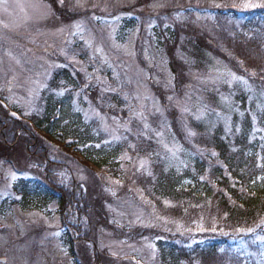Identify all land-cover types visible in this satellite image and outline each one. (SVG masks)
<instances>
[{
    "label": "rangeland",
    "instance_id": "374dc122",
    "mask_svg": "<svg viewBox=\"0 0 264 264\" xmlns=\"http://www.w3.org/2000/svg\"><path fill=\"white\" fill-rule=\"evenodd\" d=\"M58 1L60 4L64 1L65 9L55 12L44 0H0V90L5 91L8 106L16 104L23 113L32 112L35 100L41 91L48 89L54 73L71 66L72 76L74 71L79 72L97 88L96 103H100L97 98L101 100L108 94H115L119 103V107L115 106L110 98L100 103L104 109L101 112L83 92L74 94V110L81 113L86 123L98 125L96 130L103 134L104 143L127 141L136 154L124 152L121 160L127 161V168H142L144 172L151 169L149 161L146 154L138 151L140 141L129 140V136L150 139L167 151V157L161 154V158L165 157L169 165L182 172L191 167L190 157L195 151L207 156L205 160L217 163V153L209 152L207 143L216 131L222 139L227 135L235 138L241 133L245 116L241 106L249 110L255 101L254 112L264 110L263 102L254 99L257 84L250 83L249 76L231 72L218 57L207 53L204 67L192 68L194 61L185 58L183 49L180 50V44L184 45L187 39L179 32L185 28L187 15L179 0H154L149 4H137V0ZM224 1L236 5L240 15L264 6V0ZM197 2L200 1L195 0L193 6ZM212 5L218 6V3L213 1ZM193 9L191 22L198 33H206L215 40V16L203 4ZM241 21L235 22L234 28L250 37L241 28ZM261 26L264 28V24ZM157 31L166 34L167 44L176 38L177 60L188 67L182 82L176 81L170 71L165 45L157 48V39L165 43V39L157 37ZM216 48L225 54L221 45ZM240 90L247 95L244 103L235 102ZM65 92L60 90L55 94L62 96ZM114 108L118 109L116 115L112 113ZM171 111L184 143L170 133L172 121L168 113ZM255 113L254 116L259 115ZM195 125L204 127L203 132L192 128ZM251 125V140L264 141V130L258 127L260 119L252 116ZM204 129L208 139L196 142ZM4 135L10 142L11 132ZM17 135L20 137L23 133ZM6 155L7 159L0 160V264H92L95 253L105 260L120 261L133 254L140 258L138 264L155 263L156 250L148 234L142 236L138 232L141 236L138 241L124 237V227L129 229L145 222V211L119 206L114 190L104 187L99 192L106 195L101 207L106 212L107 224L102 222L104 226H96L98 219L91 207L98 202L99 194L71 164L67 171L59 160H53L56 166L49 168L51 175L47 178L56 189L72 193V200L62 213L55 202L45 212H23L9 207L15 198L12 187L16 182L38 180L26 168L37 173L35 169L43 170L45 165L26 162L17 153L6 152ZM208 175L205 173L201 179L206 180ZM192 184L191 178H182L177 190H188ZM152 218L158 219L156 215ZM67 230L75 231L79 239L74 242L72 254L64 244Z\"/></svg>",
    "mask_w": 264,
    "mask_h": 264
},
{
    "label": "trees",
    "instance_id": "16d2710c",
    "mask_svg": "<svg viewBox=\"0 0 264 264\" xmlns=\"http://www.w3.org/2000/svg\"><path fill=\"white\" fill-rule=\"evenodd\" d=\"M44 1L55 12L65 9L64 1L61 4L58 0ZM152 1L137 0V4H149ZM194 1H178L187 15L185 28L179 31L187 37L184 45L180 44V50L183 49L185 53L183 56L194 61L192 68L194 65L204 67L207 53L218 57L231 72L238 76H249V82L257 84L254 99L264 104V28L261 26L264 24V6L240 15L236 11L237 6L228 1L199 0L193 6ZM213 1L218 6H213ZM202 4L215 16V40L206 33H198L191 22L193 7L200 8ZM61 19L68 21L65 17ZM227 20L232 23L227 24ZM238 21L242 22L241 28L247 30L250 37L234 28V23ZM156 35L165 39V43L157 39V48L165 45L163 48L169 58L170 71L176 81L182 82L188 67L177 60L176 38L173 43L167 44L166 34L157 31ZM219 45L225 54L217 50ZM70 67L54 73L48 82V89L41 91L35 100L32 112L26 114L16 104L4 107L0 103V160L8 158L6 152L17 153L26 162L45 165L43 170L39 167L35 169L40 176L26 168L38 180L20 179L16 182L12 187L15 198L11 199L9 207H17L23 212H45L55 202L62 213L72 200V193L56 189L47 179L51 175L49 168L56 166L53 160H59L67 171L68 165H73L84 175L85 182L96 187L98 202L91 207L98 219L96 226L103 225L102 222L107 224L106 212L101 207L106 195L99 192L104 187L114 190L119 206L127 210L141 208L145 211V222L129 229L124 227V237L138 241L141 237L138 232L142 236L148 234L147 238L156 250L154 264H264V141L251 140V117L259 118L258 127L262 126L260 128L264 130V110L255 113V101H252L249 110L241 106L245 114L244 125L235 138L227 135L222 139L219 132H214L206 149L217 153L216 164L211 159L205 160L207 156L198 155L185 144L195 154L190 157L189 170L182 172L168 164L165 159L167 151L160 149L150 139L140 135L137 139L129 136V140L140 141L138 151L146 154L149 161L151 169L144 172L142 168H127V161L121 160L124 152L129 155L130 152L135 153L127 141L104 143L103 134L96 130L98 125L86 123L81 113L74 110V94L83 92L101 112L104 109L100 103L110 98L115 106L119 107V103L115 94L105 95L101 100L97 98L100 103H96L97 88L79 72L74 71L75 76H72ZM60 90L66 92L57 96L55 92ZM4 92L0 90L1 101H5ZM246 97L240 90L235 102L241 100L244 103ZM117 110L114 108L112 113L116 115ZM254 113L259 115L254 116ZM168 115L172 121L170 133L184 143L174 112ZM192 128L203 132L204 127L195 125ZM10 132L13 137L9 142L4 133ZM18 132H22L23 136L18 137ZM208 136L204 129V133L195 141L203 143L202 139H208ZM161 154L165 157L161 158ZM36 160L37 164L34 163ZM205 173L209 175L206 180H202ZM185 177L191 178L193 184L188 190H177L178 183ZM86 191L89 192L87 186ZM154 215L158 219L152 218ZM75 233L67 230L64 234V244L71 254L74 242L79 240ZM127 260H133L134 263ZM137 260L141 262L133 254L120 261L105 260L95 253L92 264H138Z\"/></svg>",
    "mask_w": 264,
    "mask_h": 264
},
{
    "label": "snow or ice",
    "instance_id": "6c2138e0",
    "mask_svg": "<svg viewBox=\"0 0 264 264\" xmlns=\"http://www.w3.org/2000/svg\"><path fill=\"white\" fill-rule=\"evenodd\" d=\"M233 79H236V77L235 76H233ZM251 231V230H250Z\"/></svg>",
    "mask_w": 264,
    "mask_h": 264
}]
</instances>
